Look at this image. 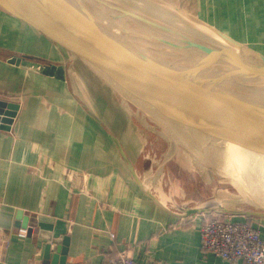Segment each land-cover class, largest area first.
<instances>
[{
  "label": "crops",
  "instance_id": "obj_1",
  "mask_svg": "<svg viewBox=\"0 0 264 264\" xmlns=\"http://www.w3.org/2000/svg\"><path fill=\"white\" fill-rule=\"evenodd\" d=\"M140 1L224 55L230 48L186 15L264 48V0H159L170 11ZM0 100L18 105L11 129H0V264H61L64 240L65 264H114L122 254L244 264L205 253L203 213H187L201 208L182 195L187 178L202 179L196 136L130 103L15 0H0ZM249 218L264 239V219Z\"/></svg>",
  "mask_w": 264,
  "mask_h": 264
},
{
  "label": "water",
  "instance_id": "obj_2",
  "mask_svg": "<svg viewBox=\"0 0 264 264\" xmlns=\"http://www.w3.org/2000/svg\"><path fill=\"white\" fill-rule=\"evenodd\" d=\"M15 1L42 29L59 37L134 102L201 135L264 155V58L225 33L183 13L248 59V65L203 44L153 9L131 0ZM123 19L137 24L138 32L126 26ZM144 28L161 33L156 40L159 44L152 45L159 56L152 54L146 44ZM256 57L262 62L258 67L251 63ZM17 110V104L0 100V129H11ZM262 173L256 172L250 178L264 192ZM224 176L245 196L236 178L226 172ZM252 206L261 212H234L218 205L192 208L187 213L213 210L264 219V204L252 202ZM24 220L23 226L27 227L29 219ZM41 227L46 228L43 223ZM63 242L65 247L59 250L63 253L61 264L67 258V241Z\"/></svg>",
  "mask_w": 264,
  "mask_h": 264
},
{
  "label": "rangeland",
  "instance_id": "obj_3",
  "mask_svg": "<svg viewBox=\"0 0 264 264\" xmlns=\"http://www.w3.org/2000/svg\"><path fill=\"white\" fill-rule=\"evenodd\" d=\"M95 4L97 5V2H95ZM148 4L152 5V7L161 6L159 8L165 9L167 11L173 10L171 7L165 5V3L159 0H148ZM123 21L126 26L131 27L136 32H138L139 26L137 24L131 23V21H128L127 19H123ZM250 46L252 45H249V42L246 43V49L250 50L252 53H255V54H258L257 51L260 50V52H262V55L264 56V48L254 49L255 47L252 48L253 46L252 47ZM228 51H230V54H228L227 52L225 54L226 55L228 54L229 57L234 59L233 51L231 49H228ZM253 64L257 65L258 67V64H262V62L259 59H257V61ZM245 65H248V63H246ZM91 71H92L91 73L94 74L93 70ZM129 101L130 103H133L134 105L138 104L134 102L133 100H129ZM148 111H149L150 118L156 121L158 120L168 121L172 129H181V131L184 130L188 133L195 134L193 133V130L191 129L190 126L188 127L182 126L181 124L175 121H172L167 117H162L157 112L154 113L150 109ZM198 135H200L202 139L201 144H200L202 162L200 163V165L198 164L199 168L202 171V179H201V182L196 183V184L193 182V180L189 178L186 179V184L184 185L186 192L182 193L183 197L186 198V201L184 200V203L191 202L192 205H198L201 207H213V208L218 205H222V207H226L228 210L234 211V212H240V211H246V210H256L258 212H261L260 209L252 206V202L258 203V204L259 203L264 204V202L256 200V199H250L247 194L243 196L240 193V191L236 188V186H233L224 176V172L231 174L234 178H236L240 182L242 189H244V191L246 190L243 183L239 180L237 175L230 170V165H231L230 163L232 162L237 163L238 165L242 167L244 162H241L239 160L240 157H235V158L232 157V155L229 153L230 147H228L224 143H219L220 148H221L219 149L221 151H219V153L215 152L214 154V152L210 151V146L205 142L204 135H201V133L199 132H198ZM260 166H263V165L261 164ZM262 172L264 173V169L262 170ZM210 173H213L214 176L212 177H214V179L211 178ZM243 173L246 174L244 168H243ZM229 207H231L232 209H229ZM230 215H233V214H230Z\"/></svg>",
  "mask_w": 264,
  "mask_h": 264
},
{
  "label": "built area",
  "instance_id": "obj_4",
  "mask_svg": "<svg viewBox=\"0 0 264 264\" xmlns=\"http://www.w3.org/2000/svg\"><path fill=\"white\" fill-rule=\"evenodd\" d=\"M201 226L202 249L221 259L244 264H264V239L261 224L249 217L230 215L221 211L203 213ZM243 218V217H242ZM114 237V234H111ZM114 264H145L128 254H122Z\"/></svg>",
  "mask_w": 264,
  "mask_h": 264
},
{
  "label": "bare ground",
  "instance_id": "obj_5",
  "mask_svg": "<svg viewBox=\"0 0 264 264\" xmlns=\"http://www.w3.org/2000/svg\"><path fill=\"white\" fill-rule=\"evenodd\" d=\"M131 1H133L134 3H136L137 5H139V6L143 7V8L149 9L140 0H131ZM147 2H148V0H147ZM154 9H153L154 10L153 12H155L156 14L161 16L164 20H167L168 22L172 23L170 20H168L160 12V10L158 8H154ZM167 24H169V23H167ZM172 24H174V23H172ZM144 32L147 35L148 47L152 50L151 51L152 54H154L156 56H159L160 52L158 51V49L155 46H152V45H158L159 44L158 41H156V40H158V38L161 37V33L153 34V33L148 32L147 29H145V28H144ZM192 37H194V36H192ZM165 38H168L170 40H175V39H171L168 36H165ZM203 44H205V43H203ZM205 45H207V44H205ZM209 47H211V46H209ZM211 48H213V47H211ZM231 81L233 82V80H231ZM145 107H147V106H145ZM191 129H192V127H191ZM193 132L195 133L194 135L196 136V139L198 141L197 143L201 144V141H202L201 136L198 135V132H196L194 130H193ZM204 137H205V142L210 146V151L214 152V154H215V152L219 153V151H221L220 150L221 149L220 148V144H219V143H221L220 141H217L216 139H213V138L205 136V135H204ZM203 141H204V139H203ZM224 143H225V145L230 147L229 148V153L232 155V157H234V158L235 157H240L242 160H240V159L239 160L241 162H244L243 166L246 167V174L243 173V167H241L237 163H233V162L230 163L231 164L230 165V170L232 172H234L237 175V177L239 178V180L243 183V185H244V187L246 189L245 193L248 195V197L250 199H256V200L264 202V192L250 178L251 175H253L256 172L262 173V170L264 169V155H260V154L254 153L251 150H247V149L243 148L242 146H240L239 144H234V143H231V142H224ZM261 164L263 166H260ZM229 209H232V208L229 207Z\"/></svg>",
  "mask_w": 264,
  "mask_h": 264
}]
</instances>
